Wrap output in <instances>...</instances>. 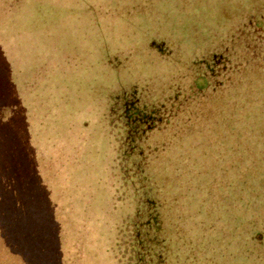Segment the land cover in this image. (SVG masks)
Listing matches in <instances>:
<instances>
[{
  "label": "rangeland",
  "instance_id": "rangeland-1",
  "mask_svg": "<svg viewBox=\"0 0 264 264\" xmlns=\"http://www.w3.org/2000/svg\"><path fill=\"white\" fill-rule=\"evenodd\" d=\"M209 52L223 69L207 85L190 61ZM0 59L55 205L62 264L125 261L134 207L110 108L131 86L154 85L153 96L167 84L188 102L179 113L195 114L191 134L150 140L164 147L157 182L173 172L161 193L177 201L179 243L195 245L172 264H245L244 246L264 264V0H0ZM229 190L248 197V220ZM0 264H25L1 235Z\"/></svg>",
  "mask_w": 264,
  "mask_h": 264
},
{
  "label": "trees",
  "instance_id": "trees-1",
  "mask_svg": "<svg viewBox=\"0 0 264 264\" xmlns=\"http://www.w3.org/2000/svg\"><path fill=\"white\" fill-rule=\"evenodd\" d=\"M252 24L253 22L249 23ZM216 55L209 52L190 61L193 67L197 66V74L201 75L207 85L220 74L215 73L216 69H223L216 63ZM2 60L0 59V235L9 251L21 256L25 264H62L60 223L55 216V205L50 201V192L42 182L35 149L21 121V100L7 93L6 68L3 69ZM206 88L205 84L199 90ZM171 90L172 86L167 84L168 94L162 92L150 96L154 85L149 89L131 86L113 98L110 108V116L122 131L119 139L120 162L123 165V177L128 180L132 195L129 202L134 207L123 241L126 256L123 264H172L174 254L177 251L181 253L183 247L188 255L195 252V245L189 247L179 243L183 240L184 231L183 228H177L179 222L173 223L171 217V211L176 207L171 204H176L177 201L167 195L168 191L164 196L161 193L173 172L163 170L161 181L157 182L159 172L157 166H153L154 160L164 152L162 145H151L150 140L154 135H172L177 140V133L187 131L189 135L195 127V122L191 119L195 114L184 115L178 111L182 102L188 103L184 99L185 95L178 89L172 93ZM203 164L207 165L206 162ZM229 191L233 196L234 206L241 208L248 220V197L241 199V195L237 196L233 190ZM182 202L184 201L181 199ZM194 206L195 216L199 218L202 208ZM234 225H238V222ZM211 227L200 229L204 238L215 229ZM235 230L237 232V227ZM250 230L255 229L248 228V241ZM241 233L243 236V232ZM244 249V263L251 264L250 250L245 246Z\"/></svg>",
  "mask_w": 264,
  "mask_h": 264
}]
</instances>
